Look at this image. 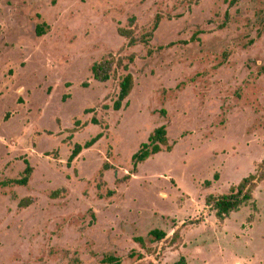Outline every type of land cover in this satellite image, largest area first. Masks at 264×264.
Wrapping results in <instances>:
<instances>
[{
    "label": "rangeland",
    "instance_id": "374dc122",
    "mask_svg": "<svg viewBox=\"0 0 264 264\" xmlns=\"http://www.w3.org/2000/svg\"><path fill=\"white\" fill-rule=\"evenodd\" d=\"M232 1L0 0V264H264V182L255 207L223 224L205 205L264 161V0ZM103 59L135 79L119 112L125 72L115 63L97 81ZM162 126L172 152L123 182ZM102 132L68 166L74 146ZM26 161L28 185L9 184ZM154 229L167 240L150 242Z\"/></svg>",
    "mask_w": 264,
    "mask_h": 264
},
{
    "label": "trees",
    "instance_id": "16d2710c",
    "mask_svg": "<svg viewBox=\"0 0 264 264\" xmlns=\"http://www.w3.org/2000/svg\"><path fill=\"white\" fill-rule=\"evenodd\" d=\"M239 0H233L232 4L238 3ZM133 24V21H132ZM160 25V17H157L154 23V27L151 33H148V39H143L142 43H148L158 29ZM49 27L47 24L43 23L36 27V35L38 37H43L48 33ZM118 33L121 37L129 40V46L134 47L139 44V40L134 36V32L131 29H118ZM135 61L134 58L129 59V63L133 64ZM120 65L123 67L125 72L119 79V94L116 101L113 104V110L119 112L123 109L124 106H128V98L135 87L134 76L130 73V65H123L121 60L115 62V60L103 59L99 63H95L91 72L94 78L97 81L102 83L107 82L111 79L112 74L110 69L114 64ZM93 111H86L90 113ZM94 124H97L95 119L92 121ZM78 122L76 123L77 126ZM104 137V132L98 134L96 137L92 138L90 141L86 142L84 145L76 144L72 150V153L68 160V166H71L73 162L78 159V157L86 150L92 149L102 138ZM173 150V145L170 144L169 134L166 126L159 127L155 129L152 134L149 136V139L146 143H143L139 150L132 156V170L129 176H126L123 179V182H127L131 179V176L136 174L139 170V166L149 161L151 158L167 152L170 153ZM26 169L23 171L20 179L11 180L9 184H16L20 186L28 185L30 178L33 173V168L31 167L28 161L25 162ZM110 169L108 164L103 166L101 172V178H104L105 171ZM217 180V176L215 177ZM264 182V161L259 165L256 171L252 174H249L247 177L241 180L240 183L234 185L230 188L229 192L223 195H209L206 197L205 205L207 210L214 214L215 218L220 224H223L227 219H229L232 214L239 212L243 207L253 205L255 207V192L259 185ZM211 182H207V186H211ZM59 192L55 193V197L59 196ZM33 202L32 199H25L20 202V208H26ZM198 222V221H197ZM199 223V222H198ZM148 238L152 243H162L167 240L168 233L160 230L154 229L149 233ZM180 238V232H176L172 237L171 244H175ZM136 243L139 244L143 249H145V240L139 238L136 240ZM132 257L136 256L135 252L132 253ZM138 258L143 259V255H138ZM100 264H124L123 261L115 255H106ZM174 264H188L185 257H181L179 261Z\"/></svg>",
    "mask_w": 264,
    "mask_h": 264
}]
</instances>
